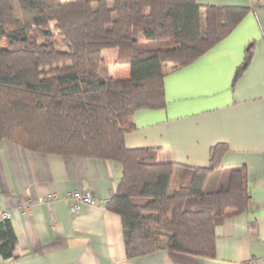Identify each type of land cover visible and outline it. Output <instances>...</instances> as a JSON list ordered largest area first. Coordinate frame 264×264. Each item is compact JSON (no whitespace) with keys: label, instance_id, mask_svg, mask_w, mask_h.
I'll use <instances>...</instances> for the list:
<instances>
[{"label":"trees","instance_id":"1","mask_svg":"<svg viewBox=\"0 0 264 264\" xmlns=\"http://www.w3.org/2000/svg\"><path fill=\"white\" fill-rule=\"evenodd\" d=\"M246 11L196 0H0V141L118 163L107 209L121 217L127 258L159 250L214 257L217 227L249 208L246 168L223 172L207 192L225 145L212 148L208 167L177 175L150 150L128 149L125 135L135 111L166 106L165 67L192 63ZM105 50L114 65L130 66L128 79L100 74ZM16 246L11 224L0 222V255L12 259Z\"/></svg>","mask_w":264,"mask_h":264},{"label":"crops","instance_id":"2","mask_svg":"<svg viewBox=\"0 0 264 264\" xmlns=\"http://www.w3.org/2000/svg\"><path fill=\"white\" fill-rule=\"evenodd\" d=\"M196 1L247 11L228 36L192 63L165 67L166 106L135 111L125 145L174 163L177 175L183 167H208L212 148L225 145L207 192L217 189L223 172L246 168L249 208L217 227L214 257L159 250L127 258L121 217L106 203L122 176L118 163L34 152L5 139L0 222L9 221L17 246L12 259L0 255V264H249L264 258V0ZM130 73L129 65L113 64L112 77L128 79ZM74 191L98 204L76 212L71 201L40 202Z\"/></svg>","mask_w":264,"mask_h":264},{"label":"built area","instance_id":"3","mask_svg":"<svg viewBox=\"0 0 264 264\" xmlns=\"http://www.w3.org/2000/svg\"><path fill=\"white\" fill-rule=\"evenodd\" d=\"M60 199L71 201V208L76 212H78L82 206L92 207L98 204V201H96L93 197H91L90 194L83 193L81 191H74L72 193H67L62 197L57 193H52L50 195H47L43 199H40V202L52 204ZM110 199L111 198L107 199L106 203H108ZM4 217L8 218V215L5 214ZM249 264H264V258L252 259L251 261H249Z\"/></svg>","mask_w":264,"mask_h":264},{"label":"rangeland","instance_id":"4","mask_svg":"<svg viewBox=\"0 0 264 264\" xmlns=\"http://www.w3.org/2000/svg\"><path fill=\"white\" fill-rule=\"evenodd\" d=\"M57 39L60 40L59 37H57ZM1 46H5L4 42L2 43ZM145 46L156 47V44H155V42H148V43H145ZM113 56L114 55H113L112 50H105L103 52V57L105 58V63L101 66V70H100V74L103 77L113 76V62H112ZM175 184H176V178H174V180L172 181L171 191L174 189Z\"/></svg>","mask_w":264,"mask_h":264}]
</instances>
